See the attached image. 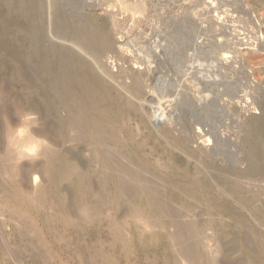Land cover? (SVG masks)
<instances>
[{"label":"bare ground","instance_id":"obj_1","mask_svg":"<svg viewBox=\"0 0 264 264\" xmlns=\"http://www.w3.org/2000/svg\"><path fill=\"white\" fill-rule=\"evenodd\" d=\"M141 1L107 0V2H103L104 4L101 2V7L107 9L105 10L107 14L102 17L85 13L86 11H83L85 4L83 3L82 7L79 2L77 3L82 8L79 11L78 9L71 11L74 7L72 9L70 7L69 10L64 6L65 3L61 4L58 0H0V68L6 69L7 74L10 75H2L0 78H13V81L8 78L10 82L4 87L5 89L12 87L18 91L14 106L22 117L17 128L7 133V141L11 147L18 141V137L23 136V139L27 140L25 146L20 142L18 144L22 147L17 144L16 149L11 148L15 149V152L8 160L10 163L7 164H11L10 167L14 174V171L21 169L18 167L20 161L16 163L20 158L27 157L28 159L29 157L30 159L34 156L33 154L37 153L40 144L32 140L31 134L25 135L24 128H22L26 124V119L31 116L36 117L35 120L41 124L42 134L50 142V146L47 143L42 149L40 159L43 158V163L46 171L50 172L52 182L61 183L56 188L52 187L55 189L53 190L54 194H52L51 188L48 190L52 193L48 192L45 188L47 185L36 188L40 203L38 206L43 210L50 202H55L56 206L58 205L57 208L54 207L56 209L52 210L48 220L51 219L54 223L52 228L57 223L63 226V228L59 227L60 230L57 228V233L66 226L68 227L75 212L80 211V215L83 213L81 216L83 219H80L81 222L78 221L81 224L79 227H75V236L77 234L78 237L72 236L74 238L70 239L67 237L65 241L64 239L61 241L63 244L65 242L68 247L75 246L76 250L74 251L77 253L87 254L89 262L103 260L104 264H121L118 257H121L122 253L121 256L116 255L118 252H114L113 246L115 243H119L117 240L125 238L127 242L123 252L126 255L135 254L140 250L146 254H153V252L158 253L164 249L178 256V259L174 258L177 259L176 264H216L218 259L211 258L206 254L204 241L211 237H218L219 242L216 244L218 252L225 251L229 254H235L238 251L249 252L253 254L251 259L248 258L249 261L251 260L254 264H264V113L260 117L249 118V121L241 125L242 127H240V122L232 119L233 124L237 125L239 130L241 129V133L237 135L235 146L242 151V155H239L236 162L230 161L240 166L247 162V168L238 170L234 164L225 165L223 162L225 159L222 161L223 163H220L217 160V152L224 148L221 147L225 143L222 139L227 137L222 131V128H225L224 122L221 120L223 117L215 120L205 111L207 105L204 104L209 103V97L213 98L212 102L215 99L221 109V112L218 113L219 117L225 115L226 111H229L227 110L226 97L229 96L230 90L225 82L216 84L210 82L212 90L206 88L205 84L207 83H204L203 79L205 80V77L209 75L206 76L202 73L205 71L206 63L202 64L204 69L199 67L200 65H194L204 56L210 61V64L206 65L207 68L213 65L211 63H216L220 72L229 68L225 64L231 58L235 59L234 63L229 62L232 68L233 66L241 67L240 57H233L232 47L243 46L245 43L241 42L244 39L238 42L234 41V43L233 40L236 37L232 36V32L238 37L244 32L240 30L241 26H236L237 22L233 18L232 21H227V23L233 22L232 25L236 22L234 30L228 33L229 25L226 26L224 20L229 18L225 19L226 14L220 15L223 8L222 11L220 10V14L216 10L217 15H212L211 19L216 17L215 20H218L219 26L225 24L226 31L223 32L221 27L215 28L213 31L220 32V36L222 35L225 39L231 38L230 41L234 45L230 41L228 43L223 41L219 45L216 41L208 42L207 39H202L203 48L197 43L192 48L194 50L191 53L194 54L192 61L195 62L185 65L184 69L181 68L183 69L179 71L181 74L176 69V73L179 74L174 73L177 80L172 83L173 86L170 85L171 88H166V86L160 88L161 85L156 87L157 84L154 86L152 82V74L145 68L137 69L136 67V65H142L140 59H143V54L137 53L133 57L126 54L128 51L131 54L134 50L138 51L130 34H136V37L142 34L136 32L138 28L136 31L132 28L144 25L143 17L146 15V7ZM198 2L199 0H191L189 5L196 9L199 6ZM94 3L96 4L95 1ZM124 4L129 5L128 12L121 11ZM180 5L184 6V4ZM206 6L203 5V10L201 8L200 12L203 15L204 10H207L209 11L208 17H210L212 7ZM171 12H174L173 9ZM230 15L233 16L232 13ZM125 25L126 27H124ZM139 29L143 28L139 27ZM207 29H202L198 36L206 35L209 31L211 33L212 29ZM252 29L254 30V28ZM119 34L122 35L121 40L125 41L122 43L129 45L125 49L117 47V35ZM207 34L209 35V33ZM194 42L196 41L194 40ZM198 47L202 49L198 50ZM239 47L235 48L237 55L240 51ZM213 54L217 55L215 59L211 56ZM256 59L249 60L255 62ZM208 71L211 72V69ZM169 72L168 74H170ZM186 77H189L187 81ZM221 77L220 79L224 80ZM220 79L215 80L220 81ZM1 81L3 82V80ZM244 94L249 100V92L244 91ZM192 99H197L204 106L201 110L202 115H198L197 112L194 115L196 109L193 110L194 114L190 109L191 112L189 110L185 112L188 109L186 102ZM237 99L242 101L240 97ZM252 106L253 112L258 109L256 104H252ZM1 108L0 117L6 121L9 106L4 102ZM156 109L160 115H156ZM150 110L155 111L154 114L151 115ZM64 112L65 115H62ZM233 113L236 118L239 117L238 112L234 111ZM161 117H168L169 123L163 124L165 125H162L163 127H156L151 119L160 121ZM30 118L27 122H35ZM3 123H0V139L4 138L5 134ZM219 123L220 126L217 125ZM196 132L198 133L196 134ZM195 143H199L197 150L191 148V145ZM213 144L215 145L211 147ZM254 147L258 149L254 150ZM8 151L11 154L12 151L9 149ZM5 152L10 156L9 152L6 150ZM3 164L0 163L1 166ZM23 168L25 169V167ZM35 171L36 169L33 167L23 171V180L25 179L28 183L31 175H38L34 174ZM242 174L246 178L249 177L248 180L241 179ZM34 176L33 180L38 178ZM36 182L38 183V180ZM63 182L69 183L75 189L74 201L78 203L79 207L76 211L70 205L71 203L67 202L68 199L63 194L65 190L62 192ZM33 196L30 197L33 198ZM11 201L13 202V199ZM71 201L69 200V202ZM73 204L75 205L74 202ZM44 212L46 213V211ZM202 217L206 218L202 219ZM79 223L76 221V225ZM106 223L109 225L110 232L117 234L115 242L113 241L111 245H106L107 243L103 242L98 243L96 239L98 240L101 234L94 233L95 230H93L94 226L98 225L101 231L100 226ZM26 224L28 223L24 225ZM21 225L23 226V224ZM92 225L93 227H91ZM51 227L49 226V231H51ZM91 228H93V235H89L87 238L79 236L86 231L85 229L90 230ZM34 230L37 231L36 228ZM86 233L89 234V231L84 234ZM29 238L31 239V237ZM138 240H142L141 248H139L140 244L137 245ZM164 241L167 245L163 246L164 243L161 247L160 244ZM66 247L62 249H68ZM158 255L160 254L158 253ZM50 256L52 259V255ZM142 257L144 256L142 255ZM47 262L45 260V263Z\"/></svg>","mask_w":264,"mask_h":264},{"label":"rangeland","instance_id":"obj_2","mask_svg":"<svg viewBox=\"0 0 264 264\" xmlns=\"http://www.w3.org/2000/svg\"><path fill=\"white\" fill-rule=\"evenodd\" d=\"M58 1L61 4L65 3L64 6L66 8H69V10H70V7H71V9H72V7H74L71 11H75V9H76V11H77V9L79 11L83 7V3H84L85 4L84 5L85 6L84 9L85 10H83V11H86L85 13H92V14H95V15H98V16H102V17L107 14L106 11H105V10H107L106 7L105 8L101 7V5L104 4L105 1L107 2V0H103V1L99 0L100 2L98 0H93V1L92 0H88V1L87 0H83V2H81L82 0L81 1L80 0H66V1L65 0H58ZM70 1H71V3H70ZM94 1L96 2V4L94 3ZM67 2H69V3H67ZM74 2H76V3L74 4ZM77 2H79L82 5V7ZM101 2H102V4H101ZM172 2H174V3H172ZM175 2H177V3H175ZM190 2H191V0H185V1L184 0H179V1H174V0H145L144 1V0H142L141 3L144 4V6L146 7V15L143 17L144 25H139V27L143 28V29H139L138 26L132 27L135 31H136V28H138L139 30L137 29L136 32L137 33H142V34L138 35L137 37L135 36L136 34H130L131 36L129 35L132 39H134L133 42H134V44L137 45L136 47L138 48V51L134 50L133 54H131V52L128 51V53L126 52V54L128 56H132L133 57L134 55L136 56L137 53H142L143 54L142 55L143 59H140V62H141L140 64H142V65L141 66L140 65H136L137 69L138 68L139 69H141V68L144 69L145 68V70H147L149 73H151L152 77H153V79H152L153 85L157 84L156 87H158V85L159 86L161 85L160 88L165 87V86H166V88L167 87L171 88V86H173L172 83L176 82V80H177V79H175L176 76L174 74V73H176V69H177L178 72L182 71L184 69L185 65L192 64V62L193 63L195 62V61H192L193 58H194V54H191L194 51L192 48L195 45V43L199 44L200 47H202V48H203V46L201 45L202 39H207L206 41H208V42L209 41H212V42L216 41V43L219 44V45L221 43H223V41L228 43L231 40V38H227L228 39L227 40L222 35L220 36V32L213 31V30L215 28L221 27V29H223V32H225L226 29L224 27H225V24H226V26L229 25L228 26L229 29H227V31L229 30L228 33H230L231 31L234 30V27H235L234 25L237 22L236 26H238V25L241 26L240 30L241 31L243 30L244 34H242L240 37H238L234 32H232L233 33V34L231 33L232 36L235 35V37H236V39H234L233 42L234 41L238 42L239 40L242 41L244 39L241 43H243V44L245 43V44L243 46L240 45V47L238 45L237 46H233L234 48L232 47V49H233L232 52L234 54V56H233L234 58H236V56L240 57L239 59L241 61L242 66L239 67V68L238 67L236 68V67L233 66V68H234V70H233L232 65L229 64V62L231 61L232 63H234L233 61L235 59L231 58L230 61H227L226 64L224 62L225 66L227 65V66H229V68H226V69H224L225 71L220 72L219 71V67H217L218 65L216 63H215L216 65L214 63H211L213 65H211V66H209L207 68L206 65L207 64L209 65L210 61H209V59L205 58L204 56L203 57L199 56V57H201L200 60L197 61L196 62L197 64H194V65H196V66L200 65L199 67H202L204 69L202 64L206 63L205 67L207 68V71H208V69H211L212 73L209 72V71L207 72L206 68H205V71H203V72L201 71L203 74H206V76L209 75L208 77H205V80L203 79L204 83L205 82L207 83V84H205L206 88H210L211 87L212 84H210V82L211 83L214 82L215 84L217 82H219V83H224L225 82V85L227 84V86H228L227 87L228 90H230L229 91V96L226 97V101L228 102V107H227L228 109L227 110H229V111H226L227 113H225V115H222V116L220 115L221 117H219L218 113H219V111L221 109H219L218 103H216L215 99H214V102H212L213 98H211V97H209L210 98L209 99V103L204 104V105H207L205 107V109H206L205 111L208 114H210L215 120L221 119L223 117L221 120L224 122V125H225V128H222V131H224V133L226 134L227 137H225V139L222 137L223 138L222 141L225 142L227 145L225 143H224V145L222 144L221 147H224V148L223 149L221 148V149L218 150V152H217L218 153L217 160L220 161V163L224 162L225 165L226 164L227 165L234 164V166L238 170H245L247 168V166H248L247 162L244 165H242V166L238 165L237 163H234V162H236V159L239 158V155L240 156L242 155V151L239 150L237 146H235L236 142H237L236 141L237 140V135L239 133H241V129L239 130L237 125L233 124L232 121L234 119H235V121L237 120L238 122H240V127H242L241 125L245 124L246 121H249L248 120L249 118H251V117H260L264 113V111H263L264 110V46H263L264 45L263 44L264 43V1H258V0H222L221 1L220 0V2H219V0L218 1L217 0H215V1L214 0H212V1L209 0V2H208V0H199V2H198V4H199L198 7L199 8L197 7L196 9L193 8V7H190V5H189ZM164 3H167V4H164ZM226 3H227V5H226ZM239 3H240V6H239ZM69 4H71V5H69ZM180 4H184V6L180 5ZM229 4H231V5H229ZM86 5H88V6H86ZM194 5H197V4H194ZM203 5L204 6L207 5V6L212 7V13L210 14V17H208L209 11L204 10L203 15L200 12L201 8H202L201 10H203ZM79 6H80V8H78ZM92 6H94V7H92ZM128 6H129L128 4H124L122 6L123 8L121 9V11L128 12V10H129ZM179 6H181L180 8H182V9H180ZM175 7H176V9H175ZM172 9H173L174 12H171ZM221 9L223 10V12L224 11L225 12L221 13V11H222ZM216 10L219 12V14L221 13L220 15H223V14L225 15L226 14L225 16L223 15L225 17V19L227 17L229 18L228 20H224L226 22L222 26H219V23L217 22L218 20L217 21L215 20V19H217L216 17L214 19H211V18H213V16L217 15ZM193 11L195 13H192ZM228 12L230 14L232 13L233 16L230 15V14H227ZM173 13L175 14V16H174ZM204 13H205V15H204ZM244 13H245V15H244ZM177 14H179L180 16L177 15ZM170 15H171V17H170ZM234 15H235V17H234ZM172 17H173V19H172ZM233 18L236 21L235 24L232 25L233 22L232 23H230V22L227 23V21H232ZM239 20H241V21H239ZM207 23H209L208 25L210 27L207 25ZM255 24H256V26H255ZM249 26H250V28H249ZM124 27H126V25ZM244 27H246V28H244ZM207 28H209V30L212 29L211 33H210V31L207 32V33H209V35L206 33V35L198 36V33L202 32V29L203 30H208ZM252 28H254V30ZM195 31H196V33H195ZM195 36L198 37V38L196 39ZM251 37H252V39H251ZM121 38H122V35H120V34L117 35V40H118L117 47H119L121 49H123V48L125 49L129 45H127V44L125 45L124 39L121 40ZM194 40L196 42H194ZM122 41H124V42L122 43ZM140 41H141V43H140ZM258 41H259V43H258ZM230 42L233 45L235 43V42L233 43L232 41H230ZM254 43H256V44H254ZM200 47H198L197 49L201 50L202 48H200ZM236 47L240 48V51L238 52L239 53L238 55L236 53L237 52V50H236L237 48ZM191 49H192V51H190ZM234 50H236V51L234 52ZM148 56H149V58H148ZM189 56L191 57V59H190ZM192 56H193V58H192ZM211 56H213L214 59H215V57H217V55H215V54H213ZM254 58H257L255 60V62L249 60V59H254ZM147 59H148V61H147ZM217 59L219 60L220 58L218 57ZM207 61H209V62H207ZM203 62H205V63H203ZM145 63H147V64H145ZM150 66L152 67L151 69L153 71L150 69ZM181 68H183V69H181ZM173 70H175V71H173ZM171 71H173V72H171ZM168 72L171 75L168 74ZM178 72L176 74L180 73V72L179 73ZM204 72H206V73H204ZM7 73L8 72H7L6 69H4L2 67L0 68V76H2V75L10 76ZM155 75H156V77H155ZM222 75H223V77H221ZM158 76H159L160 79L158 78ZM215 76H216V78H215ZM217 76H219V77H217ZM220 77L224 78V80L220 79ZM8 78L7 77L5 79L4 78H0L4 82L3 83L0 80V91H1L0 97L5 94L4 96H2L3 100H2V98H0V110L2 109L1 107H2L4 102L7 104V106H9V109L7 111V114H8L7 115V117H8L7 120L5 121L3 119V117H2V119L4 120L3 121L1 119V117H0V123L2 124L3 122H5V123H3L4 124L3 125V130H5L4 138L0 139V143L2 144V142H3V145H4V149H3V145L0 144L1 145V147H0V163L2 165L5 162L3 164V166L0 165V172H1V174H0V264H104L103 260H100L99 262L98 261L97 262H89V260H87L88 259L87 258L88 255L87 254L84 255L82 253H77V251H74V250H76L75 246L68 247L65 244V242L63 244V242L61 241L62 239H64V241H65L67 237L70 239L72 236H75V230L81 224L78 221L81 222V220L83 219V217L81 218V216H83V213H82V215H80L81 212L78 211L77 213L75 212V214H73V217H71V220H70V223H69L70 226L68 225V227L66 226L67 228L65 227L66 229L64 228L66 231L64 229L63 230L61 229V231H60L61 233H63V231H65L63 233L64 234L63 235L60 232L57 233L58 232L57 228L60 230V228H63L62 225H61L62 226L61 227L60 224L57 223V224L53 225V228H54L53 229L51 226L54 223L52 222L51 219H50L51 222L48 221L49 218H50V215L52 213V210H55L58 205L56 206L55 202H52V203L50 202V204L47 205V207L44 208L43 210H42L41 207L38 206V204L40 205V203H39L38 196H37V193H36L35 189L38 188V187H45V185H47L49 187L46 186L45 188L47 190H48V188H49V190L52 189L53 193L51 191L49 192V190H48V192L54 194L53 190H55V189H53V188L58 187V185H60L61 183L52 182L53 180L50 177L51 176L50 172L48 173L46 171L45 164L43 163L44 162L43 158L40 159L41 158L40 153H41L42 149L46 146L47 143L50 146V142L48 141V138L45 135L42 134V132H41V128H42L41 124H40L39 121L37 122V120H35L36 117H33V116H31V118L29 117L31 121L35 120V122L34 121L29 122L28 121L29 122L28 123L27 120L29 118L26 119L25 120L26 124H24V126H22V128H24L25 135H28V133L31 134L32 135V140H34L35 142H38L40 144V147H39L37 153L33 154L34 156L32 155L33 157H30V159H29V157H28V159H27V157H25L24 159L20 158V160H18L16 163H18L20 161V163H18V167H20L21 169H18L19 171H14V174L12 173V169L10 167L11 164H7V163H10V161H8V160L11 159V156L15 152V149L18 146L19 147H22V145L25 146L24 144H26V142H27V140H24L23 136H21L20 138L18 137V139H17L18 141H16V143L14 145H11V147L9 146L10 144L8 145L7 133H9L10 131L16 129L17 128V124L20 123V121H22V117L15 110L16 108L14 106V101L17 98L18 91H16V89L14 90L12 87H11L12 89L11 88H9V89L6 88L5 89V87L9 84L8 82H10V80L13 81V78H9L10 80ZM173 78L175 79V81H173L174 80ZM188 78L189 77H186V81L188 80ZM213 78H215V79L219 78L220 81H216ZM168 79H171L172 81L171 80L169 81ZM164 81L166 82L167 85L165 84ZM208 81H209V83H208ZM168 82H169V84H168ZM210 89L212 90V88H210ZM8 90H9V93H8ZM6 91H7V93H6ZM244 91L245 92L246 91L249 92V94H250L249 100H247V98L245 97ZM215 93H218V91H215ZM237 97H240L242 99V101L241 100L238 101ZM261 99H263V100H261ZM1 100H2V102H1ZM259 100H261V101H259ZM252 104H256V106L258 108L257 110L254 111L255 113L253 112V110H251L253 108ZM201 105H202V103L199 102L197 99L189 100L188 102H186V108H188V109L185 112H188V110L190 109L192 111V113H193V110L196 109L197 111L194 110L195 114L194 113L193 114L196 115L197 113H199L198 115H202L203 112L201 110H202V108L204 106L203 105L201 106ZM247 106H249V107L252 106V107L250 108V110H248L249 107H247ZM186 108H185V110H186ZM246 108H247V110H246ZM152 110H150L151 112L149 111V113L151 115L154 114V112H155V111L153 112ZM190 110H189V112H191ZM156 111H157V109H156ZM234 111L236 113L238 112L237 113V114H239L238 118L235 117V114L233 113ZM200 112H201V114H200ZM62 115H65V112L62 113ZM156 115H160V112L157 111ZM153 118L151 119V121L154 122V125L156 124L155 125L156 127H158V126L159 127H163V126H165V125H167L169 123L168 122L169 121L168 117L167 118L166 117L165 118L161 117L160 121H156ZM163 124H165V125H163ZM210 124H212V123L210 122ZM217 125L220 126V123L217 124ZM197 133L198 132H196V134ZM20 142H22L21 143L22 145H19ZM17 144H18V146H17ZM197 145H199V143L198 144L197 143L192 144L191 148L193 150H197L198 149ZM214 145L215 144H213L211 147H213ZM231 145H233V146H231ZM256 147H258V146H256ZM256 147H254V150H256L258 148L259 149L261 148L260 146L258 148H256ZM11 148H15V149H11ZM8 149L10 151H12L11 154L8 151ZM5 150L7 152H9L10 156H8V153H6ZM4 158H6V159H4ZM4 160H6V161H4ZM230 160H233L234 162L230 161ZM231 162H233V163H231ZM4 165H5V167H4ZM23 167H25V169ZM29 167L30 168L31 167L35 168L37 172L35 171L34 174L35 175L38 174V175L37 176L31 175L32 176V177L30 176V180L31 181L29 180V182L26 183L25 179L23 180L24 176H22V175H24V172L27 171V169H29ZM6 171H8V172H6ZM4 172H6V173H4ZM21 173H23V174H21ZM9 174H10V176H9ZM19 174H20V176H19ZM33 176L34 177H38V178L37 179L34 178V180H33ZM244 176L245 175L242 174V176L240 178L244 179V180H248L249 177L246 178V176L245 177ZM35 180L36 181L38 180V183ZM28 185H29V187L27 188ZM53 186H55V187H53ZM61 186H63V188H64V189L61 188L62 192L65 190L64 191L65 193H63V194L68 199L67 202L69 204L71 203L70 205L73 206L74 210L76 211L79 207H78V203H76L74 201L75 189L72 187V185H70L67 182H65V183L63 182ZM68 189H70L71 192L72 191L73 192L72 193L69 192L70 190H68ZM33 194H34V196H33ZM71 194H72V196H71ZM29 195L30 196L32 195L33 198L30 197ZM12 199H13V202L11 201ZM16 200H18V201L15 202ZM69 200L70 201L72 200V201L69 202ZM73 202L75 203V205L73 204ZM13 205H15L16 207L13 206ZM51 206H52L53 209L51 208ZM13 207H14V209H13ZM54 207H56V208L54 209ZM44 211H46V213L48 211V214H46ZM10 212H11V214H10ZM79 212H80V214H79ZM77 214H79V215L75 216ZM25 215H28V216H25ZM45 216H47V217H45ZM29 217H31V218H29ZM76 218L79 219V220H77ZM205 218L206 217H202V219H205ZM74 219L79 224L76 225V221ZM25 223H28L29 225L26 224L27 225L26 226V225H24ZM21 224H23V226ZM31 225H33V226H31ZM71 225L72 226L75 225V226L72 227ZM49 226L51 227L50 228L51 231H49ZM27 227H28V229H27ZM71 227H72V229H71ZM91 227H93V225ZM100 227H101V231L99 230L100 228L97 225L96 227L94 226L95 229H93V228H91L90 230L85 229L86 231H84L82 233L84 236L82 234L79 235V236H81V238H83V237L87 238L89 235H93L92 231L95 230L94 233L95 232H99L101 234V235H99L100 238L98 240L96 239V241L98 243L103 242V243H107L106 245H111V243L113 241L115 242V239L117 238V234L112 232V231L110 232L109 225L106 223V224H104V225H102ZM35 228H36L37 231L34 230ZM73 228H75V229L73 230ZM96 228L98 229V231H97ZM104 228L106 229L105 231H104ZM29 229H30V231H29ZM26 230H27V232H26ZM33 231L36 232V233H34ZM88 231H89V234H87V233H86L87 235L84 234L85 232H88ZM102 232H104L106 235L104 233H102ZM36 234H38V235H36ZM59 234H60V236H59ZM66 234H67V236H66ZM69 234H70V236H68ZM31 235L34 236V237H32ZM57 235L59 236V238H57L58 237ZM38 236H40V237H38ZM53 236H54V238H52ZM64 236H65V238H64ZM76 236H77V234H76ZM29 237H31V239ZM41 237L43 239H39ZM72 238H74V237H72ZM37 239H39V240H37ZM52 239H54V240H52ZM42 240L45 241V243H42L43 242ZM121 240L123 241L124 244L123 243L121 244ZM34 241L36 242L37 245L35 244ZM39 242H41V244H38ZM117 242H119V243H115L114 244L115 245V246H113L114 249L112 247L111 248L114 250V252H118L119 253V254L118 253L116 254L118 256L122 253L121 254L122 256L120 255L121 257L117 256L120 259L121 264L122 263L123 264L124 263L131 264L130 262H132V263L134 262L133 264H152V263L156 264L157 262L159 264H161V263L162 264H166L167 262L169 264H176L177 263L178 256L176 254L172 253L171 251H165L163 249V251L161 250L160 252H158L160 254L158 256H157V254H158L157 252H153V254L152 253L146 254L145 252H142L143 250H140L142 253L140 251H136V253H135L136 255L135 254L126 255V253L123 252V251H124V249L126 247L127 239L124 238V240H123V238H122L120 240H117ZM137 242H138L137 245L140 244L139 245L140 247L139 246L138 247L141 248L142 247V244H141L142 240H138ZM165 242L166 241H164L163 243L160 244L161 247L167 245ZM218 242H219L218 237H211V238H208L207 240L204 241V248L206 249V254L209 257H211V258L212 257L213 258H217L218 262H216V264H251V263L254 264L251 260L249 261V259H251V257L253 256L252 253H249V252L241 253V252L238 251L235 254H229V253H226L225 251L218 252L217 251V245H216ZM26 243H27V245H26ZM28 243L29 244L31 243V244L29 245ZM43 245L45 246L44 247L45 249L43 248ZM64 245H66L67 247L66 246L65 247L68 248V249H62V248H65ZM124 245H125V247H124ZM33 246H35V247H33ZM46 247H47V249H46ZM107 247H109V246H107ZM69 248H70V250H69ZM117 248L120 249V250L118 251ZM38 251H40L41 253H39ZM168 253H171V254L168 255ZM141 254L144 257H142ZM42 255L45 256V257L43 258ZM50 255H52V259H51ZM125 255L127 256V258H126ZM129 255H130V257H129ZM140 255H141V257H140ZM150 255H152L153 258ZM136 256H137V258H136ZM48 257H49L50 261L47 262V260H49ZM128 257H129V260H128ZM131 257H132V259H131ZM174 258H177V259L175 260ZM43 259H44V262H43ZM148 259L150 260V262L151 261L152 262L150 263ZM151 259H154V260H151ZM45 260H46L47 263H45ZM138 260H139V262H138ZM174 260H175V262H174ZM135 261H136V263H135ZM154 262H156V263H154Z\"/></svg>","mask_w":264,"mask_h":264}]
</instances>
